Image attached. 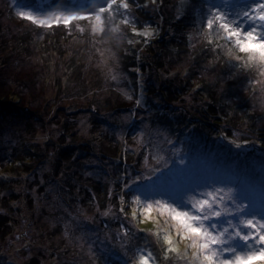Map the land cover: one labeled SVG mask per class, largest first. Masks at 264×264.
<instances>
[{
    "label": "rangeland",
    "instance_id": "obj_1",
    "mask_svg": "<svg viewBox=\"0 0 264 264\" xmlns=\"http://www.w3.org/2000/svg\"><path fill=\"white\" fill-rule=\"evenodd\" d=\"M35 2L0 0V47L9 46L4 53L0 52V94L12 96L18 92L23 97L19 102L24 103L18 104L20 111L8 107L13 102L2 104L1 168H12L15 174L16 170H22L17 163L10 164L6 159L19 145L16 155H24L27 143L22 141L28 139L32 140L28 141L32 151L26 159L32 160L33 169L36 170L41 158L46 157V165L42 168L48 167L49 162L52 173L59 174L53 170L57 164L54 159L59 153L60 136L63 132L68 133V127H60L66 113L63 108L56 107L57 103L71 101L73 97L75 101L104 106L119 99L121 106L126 108L122 111L112 108L114 112L106 110L104 113L107 118L103 120L117 128L116 135L120 138L113 151L107 152V157L103 152L107 166L96 158L98 147L93 144L91 152L95 165L87 166L90 170L82 175L80 169L84 164L80 163L77 170L69 172L68 180L65 173L58 176L55 186H51L54 202L46 201L44 189L47 187L36 184V180L41 181L43 169L32 176L22 170L26 176L22 182L23 191L18 194L17 190L14 193L0 187V193L3 192L0 195L9 199L4 203L0 201V227H3L0 231V264H16L12 254L17 251L8 246L16 243L21 248L18 259L27 264L24 240L29 239L31 245L34 240L48 243L55 240L51 237L53 229L60 230L62 242L65 241L70 251L66 257L68 250L62 251L58 256L59 264H101L103 259L95 254L93 244L104 245L108 240L104 237L107 230L112 231L107 235L112 233L113 240L116 233L120 236L122 243L118 244V257L127 263L119 264H137L140 248L152 254L155 264H186L185 260L177 258L176 253H168L165 258L167 246L162 236L165 233L171 235L181 255L188 242L181 241L175 234L171 227L173 222L166 214L162 216L155 207L148 214L132 203L137 196L149 203L154 199L180 203L182 198L195 199L194 192H215L217 199L224 197L221 209L230 203L231 198L233 204L251 205L244 219L251 218V213L264 216V65H249L247 57L237 50L229 52L223 40L216 33L209 36L208 29L201 23V17L212 4L234 16L245 4L256 7L254 0H126L128 8L120 11L126 13L130 22L122 23L124 17L115 13L112 16L104 14L103 31L100 32L93 31V20L72 21L67 27L63 24L38 27L21 18L19 13L36 15L43 12L50 16L61 13L62 9L43 11L45 9L35 6ZM144 31L151 32V36L138 34ZM167 32L172 37L169 41L171 51L166 50L167 57L165 52L161 53L164 56L161 64L156 58L157 44ZM46 64L48 72L43 76ZM173 78L175 84L170 82ZM167 82L179 86L180 92L173 95L166 92L163 86ZM143 89L147 91L145 95L152 96L153 105L164 102L162 109L174 114L169 122L163 120L166 115L161 110L157 114L159 120L156 118L151 122V109L144 106L138 111L135 109L140 98L144 101ZM49 90L58 94L64 90L69 92L62 98L53 97V100ZM203 105L210 107L207 114L201 111ZM32 111L50 123L46 126L49 130L44 125L32 124ZM54 111L59 113L56 122L53 120ZM88 113L94 111L76 115L87 127L92 117ZM130 114L136 117L134 125L124 130L123 125L133 121ZM30 123L36 130L37 141L30 133ZM50 128L54 130L51 135ZM47 134L49 137L45 138ZM39 146L42 151L36 153ZM63 169L57 167L56 170L61 172ZM83 184L95 191V197L106 195L109 203L102 207L96 201L94 211L86 206L80 191ZM95 184L100 185L97 188ZM125 184L130 186L127 195ZM22 193L24 198L20 196ZM16 201L18 207L13 206ZM20 203L24 206L21 207ZM36 207L40 209L38 213ZM181 207L186 205L181 204ZM7 216L13 217L10 223ZM104 217L111 222L104 223ZM25 218L30 220V225L23 223ZM230 218L235 223V218ZM93 222L100 225L94 233L102 227L105 229L97 237L90 232ZM108 224L115 225V228ZM157 232L159 236L153 234ZM20 233L24 237L21 240L18 239ZM76 234L83 243L75 239ZM102 249L104 251L105 247ZM50 250L45 247L39 252V257L44 260L41 264H56L49 257ZM191 254L192 250L188 249L189 259ZM114 263L107 257L106 264Z\"/></svg>",
    "mask_w": 264,
    "mask_h": 264
},
{
    "label": "snow or ice",
    "instance_id": "obj_2",
    "mask_svg": "<svg viewBox=\"0 0 264 264\" xmlns=\"http://www.w3.org/2000/svg\"><path fill=\"white\" fill-rule=\"evenodd\" d=\"M254 3L256 7L245 4L234 16L212 4L201 17V23L208 29L209 36L216 33L223 40L229 52L231 49L237 50L247 57L249 65H264V0H254ZM57 6L62 8L59 14L45 16L43 12L36 15L21 12L19 15L38 27L46 28L59 24L67 27L72 21L93 20L94 32L103 31L105 13L109 16L114 13L123 16L122 23L130 22L126 13L120 11L121 8H128L124 0L120 4H117V0H78V6L71 9L66 5ZM213 8L217 10L213 11ZM66 12L73 14H64ZM81 12L85 14H79ZM138 34L148 37L152 33L144 31ZM208 42L211 43V39ZM129 187L125 184L126 189ZM193 195L195 199L182 198L180 203L160 199L149 203L144 202L140 196L132 201L143 208L145 213L150 214L155 207L162 216L166 214L173 222L171 227L175 234L181 241L188 242L185 253L181 255L174 246L173 237L165 233L162 239L167 246L164 249L166 259L168 253H176L177 258L185 260L186 264H264V216L258 217L251 213V218L244 219L251 205L233 204L231 198L230 203L221 209L224 197L217 199L215 192L199 191ZM181 204L186 207H181ZM135 215L134 210L133 218ZM230 217L235 218V223ZM153 234L160 235L159 232ZM188 249L192 250L190 259L187 256ZM137 264L155 262L151 253L140 250Z\"/></svg>",
    "mask_w": 264,
    "mask_h": 264
},
{
    "label": "trees",
    "instance_id": "obj_3",
    "mask_svg": "<svg viewBox=\"0 0 264 264\" xmlns=\"http://www.w3.org/2000/svg\"><path fill=\"white\" fill-rule=\"evenodd\" d=\"M195 1H197V0H194V2ZM216 1H218V0H216ZM28 2L29 3L35 2V6H38L42 9H45L43 11H52V12L59 10L56 8L62 9L61 7H58L57 5H66L70 9L78 6V0H28ZM80 2H82V0H80ZM124 2H126V0H124ZM119 3H121V0L120 1L117 0V4H119ZM189 8H191V6ZM105 14H108V13H105ZM106 18H109V17L106 16ZM165 34L166 35L163 36L160 39L159 43L157 44L158 45V52H157L158 55L156 58L158 59L157 62H159L161 64L164 61V56H161V53L165 52V56H166V50L171 51L169 41L172 37H171V35H169L168 32ZM8 47L9 46L1 45L0 52L4 53ZM44 64H45V62L42 63V65H44ZM47 72H48V66L46 64V71L42 75L43 76L46 75ZM50 77H53L51 72H50ZM170 82H173L175 84V78L171 79ZM52 83H54V81H52ZM206 85L208 86V83H206ZM65 86H67V85L65 84ZM163 87L166 90V92H169L171 95L180 92L179 86H177V85L171 86V83L168 85V82L165 83V85ZM200 89L203 93L204 92L203 88L200 87ZM68 90L70 91L69 88H68ZM69 91L64 90L58 94V92L56 93V92L49 90V93H50L49 95L52 97V99H53V97L55 98L57 96H58V98H62V96ZM145 92H147V91H145L143 89V94H142L143 96L142 97H143L144 101L140 98V101L137 102L138 107H137V105H135V109H137V111L140 110L139 109L140 106L141 107L144 106V108L149 109V110L151 109L150 117H149L151 122H153L152 120H154V121L156 120L157 114L161 110L162 113L166 115V117H164L163 120H167L169 122V118L174 116V114L171 115L170 113H167L168 111L166 109H162L163 107H161V104H164V102L160 103L159 106H156V104L153 105L152 103H154V102H153L152 96L150 94L145 95L144 94ZM16 93L17 94H13L12 96H6V95H4V93L0 94V110L4 111V109H2L3 103L13 102V104H9L8 107L19 108V111H20L21 106H19V105L24 104V103H20L23 100V97L21 96L20 93H18V92H16ZM72 93H73V91H72ZM163 93L165 94V92H163ZM209 96H211V93L209 94ZM162 97L164 99L163 95H162ZM48 100H49V97H48V99L46 101V105H45L47 110H48V105H49ZM146 100H148V102ZM220 102H221V100H220ZM81 103H84V104H82L83 107L82 106L78 107L79 104L81 105ZM184 103L186 104L187 102H184ZM165 104H169V103H165ZM58 106L63 108L62 111H65V113H66L65 117L63 118V120L60 124V127L63 129L68 127V129H67L68 133L66 134L63 132L60 136L61 141H58V143H61L60 148L58 149L59 153L57 154L56 159H54V161H57V164H55L53 166V170H54V172L59 173V174L52 173V171H51L52 166L49 162L47 163L48 167L42 168V165L43 166L46 165L45 164L46 157L41 158V160L38 162L39 165L37 166L36 170L33 169V167L31 166L32 160L26 159L30 156L29 153L32 151L31 145H29L28 141H32V140L27 139V140L22 141V142L25 141L27 143L26 148H24V150H23L24 155H16L15 150H18L21 147V145H19L18 147H16V149H14L12 151L13 152L12 156H9V158L6 159V160H8V162L10 164L17 163L16 165L18 167H20V169L26 170V172L28 173V176H32L36 171L39 172V170H41V169L44 170L41 172V176H40L41 181H39V179L36 180V184H39L40 187L41 186L47 187V189H44L45 193H46V201L47 202H54V200H53L54 192L52 191V187L55 186V181L58 178V176H61V174L63 175L65 173L67 175L66 180H68V178L70 176L69 172L72 173L73 171L77 170V168L80 167L79 166L80 163L84 164V166H82V168L80 169L81 174L87 173L86 172L87 169L90 170V168L87 166H91L92 163L94 164L93 159H92V152H91V149H92L91 147L93 144H96V146L98 147L97 152L95 153L96 158H100L103 162V166H107L104 163V158H105V156L106 157L108 156V154H107L108 151H113V149L115 148V144L119 143L120 138L118 135H116V134H118L117 128H114L111 123H108L107 121L103 120V118H107L106 115H104V113L106 112V110H112V108H117L120 111H122V110H124V108H126L123 105L121 106V100H119V99H117V101L115 103L107 102L106 105L101 106L98 104L95 105V103H91L90 101H86V102L75 101L73 97H72L71 101L60 103V104L57 103L56 107H58ZM153 106H154V109L152 110ZM22 107H23V105H22ZM24 107H26L27 108L26 110H28V112L30 113L29 107L27 105H25ZM56 107H55V109H56ZM237 107H240V105L238 104ZM188 108H190V105ZM209 108L210 107L208 105H203V107L201 108L202 113L207 114L209 112ZM85 111H94V113H88V114H92L91 121L89 123V127H87L86 124L82 125V123H80V121L77 118L78 116H76L78 113H85ZM112 111L114 112V110H112ZM32 112H34V111H32ZM0 113L3 116V112H0ZM10 113H11V111H10ZM243 114H246L248 117H250L249 113H247V112H244ZM58 115H59V113L54 111V117H53L54 122H56L55 118ZM229 115L231 117V113H229ZM32 116H33L32 124L35 123V125H37L38 127L41 125H44V127L50 126V123L48 121H46L44 118H42V116L39 117L37 114H35V112L32 113ZM131 117L133 118V121L130 124H124L123 125L124 130H129V128L132 125H134V119H136V117H135V115H131ZM43 120L45 121V123L46 122L47 123L46 124L42 123V122H44ZM158 120H159V118H157V121ZM108 121L111 122V119H108ZM32 124L30 123L29 130H30V133H32L34 135V133H36V130H34ZM108 124H111L112 126L109 125L110 128H107ZM55 125H56V123L53 124V126H55ZM45 129L49 130L48 127H46ZM45 129H43V130H45ZM33 130H34V132H33ZM89 130H91V131H89ZM52 131H54L53 128L52 129L50 128V135L52 134ZM133 132H132V134H133ZM113 135H115V136H113ZM44 136H45V138L49 137V134L44 135ZM131 138H132V136H131ZM34 139H36V141H37L38 138H36V136L34 135ZM53 144H54V141H53ZM99 145L101 147H99ZM41 151H42V148L39 146V149H37L36 153H39ZM104 151H105V156H103ZM23 152H19V154H23ZM19 156L23 157V159H25V160L21 159ZM131 158L134 161V157L132 155H131ZM77 163H78V165H77ZM108 165H110V164H108ZM132 165H133V163H132ZM57 167H59V168L64 167V169L61 172H59L56 170ZM133 167L138 168L134 165H133ZM22 170L21 171L16 170V174H15V172H14L15 170H13L12 168H7L4 170L0 166V187H2L3 189H5L7 191H13L14 192L17 190L16 194L20 193V191L22 192L23 191L24 176H26L25 174L22 173ZM137 171H138V169H137ZM42 176H44V179ZM131 180H133V179H131ZM95 185L98 188V186L100 184H95ZM13 187H14V190H13ZM132 187L134 188V186H132ZM86 188H88V187L85 184H83L82 188L80 187L81 196L83 197L82 201L86 206H89L93 211L95 210L96 201H98L102 207H104V205L109 203V200H108L106 195L98 194L97 197H95V191H91L90 188H88L91 191V193H93V197H94L93 198L90 194V191L89 190L87 191ZM102 189H104V187H102ZM130 189H132V188H130ZM101 191L106 192L104 190H101ZM1 193H3V192H1ZM125 193H126V195L128 194V188L127 189L125 188ZM20 196H22L24 198L23 193L20 194ZM4 200L8 201L9 199L5 198L4 195H0V201H2L4 203ZM23 201L25 203V200H23ZM16 203H14L13 206L18 207V201H16ZM22 206H24V205L21 204V207ZM36 209H37V213H38L40 211V209H38V207H36ZM12 218L13 217L7 216V221L10 223ZM102 221H104V223H106L108 221L111 222V220L106 218V217H104V219ZM23 223L28 226V225H30V220L26 221V218H25ZM124 223L128 224L127 221L126 222L124 221ZM5 226H6V223H5ZM99 226L100 225L97 222H95L94 225L91 226L90 232H91V234L96 235L94 237L101 235V233H103V231L105 230L102 227V229L98 230V233H94V230H96V228H98ZM108 226L111 228L112 227L115 228V225H109L108 224ZM116 226H117V224H116ZM2 230H3V227L1 226L0 231H2ZM105 232H106V234H104V237L108 240L104 243V245H101V243H99V242H96L93 244V249H94L95 254L98 253V257L101 260L103 259L101 264H106L107 257H110V259L114 260L116 262L114 264L127 263L126 261L121 260V258L118 257V254H119L118 253V244L122 243L120 236L116 233V239L113 240L112 239V236H113L112 233L107 235L108 232H112V231L107 230ZM51 234H52L51 237H54L55 240L51 239L50 241H48V243H45V242L41 243L40 240L39 241L34 240V243L31 245L32 242L27 241L29 239L25 238L26 240H24L23 247H24V252L27 251V253H26L27 254V259H26L27 264L44 263V260L42 261L41 257H39L40 256L39 252L42 251L45 247L49 250L51 249L50 250L51 256H49L50 259L55 260L56 264H59L58 263V256L60 257V254L62 253L63 250L67 251L68 247L66 246L65 241L62 242L63 238H62V236H60V234H61L60 230L53 229V230H51ZM2 238H4V237H2ZM22 238H24V237L20 233V236L18 239L21 240ZM75 239H77L81 243H83V241L80 240L78 234H76ZM4 242L7 243L6 240H4ZM4 246L6 247V249L9 246L10 248H13V251H17L16 254H12V258H13V260L16 261V264H25V262L22 263V261L20 259H18L19 251L21 248L18 246L17 243H16V245L13 244V245H8V246L5 244ZM103 247H105L104 251L102 249ZM140 250H142V249L140 248ZM69 252L70 251L68 250L65 253V257L69 254ZM91 255H93V254H91ZM103 257H106V258H103Z\"/></svg>",
    "mask_w": 264,
    "mask_h": 264
}]
</instances>
